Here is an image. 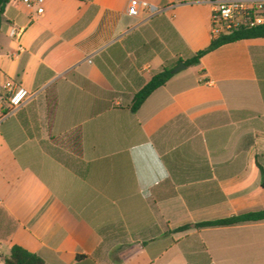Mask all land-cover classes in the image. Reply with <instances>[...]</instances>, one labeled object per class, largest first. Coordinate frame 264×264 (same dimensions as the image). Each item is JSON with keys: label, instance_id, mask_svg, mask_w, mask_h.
<instances>
[{"label": "crops", "instance_id": "crops-1", "mask_svg": "<svg viewBox=\"0 0 264 264\" xmlns=\"http://www.w3.org/2000/svg\"><path fill=\"white\" fill-rule=\"evenodd\" d=\"M130 1L5 6L0 264L13 246L45 264H264V221L194 226L264 210V38L206 54L133 113L214 39L217 0H141L158 11L138 17ZM8 80L30 93L13 112Z\"/></svg>", "mask_w": 264, "mask_h": 264}, {"label": "built area", "instance_id": "built-area-1", "mask_svg": "<svg viewBox=\"0 0 264 264\" xmlns=\"http://www.w3.org/2000/svg\"><path fill=\"white\" fill-rule=\"evenodd\" d=\"M27 6H38V13H43L44 0H22ZM158 11L150 3L131 0L128 14L138 17L142 13L154 14ZM264 25V0H217L214 2L210 20L212 37L218 38L235 31L253 29ZM12 36L19 33L12 31ZM4 89L6 102L10 111L19 109L29 98L30 93L20 85L8 80Z\"/></svg>", "mask_w": 264, "mask_h": 264}, {"label": "trees", "instance_id": "trees-1", "mask_svg": "<svg viewBox=\"0 0 264 264\" xmlns=\"http://www.w3.org/2000/svg\"><path fill=\"white\" fill-rule=\"evenodd\" d=\"M9 1L10 0H0V24L5 6ZM257 38H264V25L253 29L235 31L229 35H222L218 38L212 39L208 47H206L201 51H198L193 57L187 59L185 61V64L187 67L197 65L203 56L213 52L214 50L218 49L223 45L234 43L241 40L257 39ZM173 68H164L162 72L153 76L151 80L139 92L135 94L132 101V106L130 108L133 113H135L142 106V104L150 96V94H152V92H154L156 89L160 88L161 86L165 85L174 76V74L172 73ZM262 186L264 187V182L262 183ZM260 221H264V210L245 213L241 215H234L229 218L220 219L212 222H203L200 224H196L194 226L198 228L223 227V226H233L242 223L260 222ZM190 227L191 225H186L180 227L176 231L178 232L185 231ZM5 264H45V263L38 255L31 253L20 246H13L9 257L5 259Z\"/></svg>", "mask_w": 264, "mask_h": 264}, {"label": "water", "instance_id": "water-1", "mask_svg": "<svg viewBox=\"0 0 264 264\" xmlns=\"http://www.w3.org/2000/svg\"><path fill=\"white\" fill-rule=\"evenodd\" d=\"M187 68L186 64L185 63H180L177 67H175L173 70H172V73L173 74H176L178 72H180L181 70H185Z\"/></svg>", "mask_w": 264, "mask_h": 264}, {"label": "rangeland", "instance_id": "rangeland-1", "mask_svg": "<svg viewBox=\"0 0 264 264\" xmlns=\"http://www.w3.org/2000/svg\"><path fill=\"white\" fill-rule=\"evenodd\" d=\"M192 69H193V68H192ZM192 69H190V70H186V69H185L184 73H189L190 71H193Z\"/></svg>", "mask_w": 264, "mask_h": 264}]
</instances>
